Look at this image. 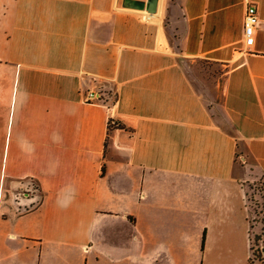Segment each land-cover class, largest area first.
<instances>
[{
    "label": "crops",
    "instance_id": "0c3cea01",
    "mask_svg": "<svg viewBox=\"0 0 264 264\" xmlns=\"http://www.w3.org/2000/svg\"><path fill=\"white\" fill-rule=\"evenodd\" d=\"M122 1L0 0V264H249L264 0Z\"/></svg>",
    "mask_w": 264,
    "mask_h": 264
},
{
    "label": "built area",
    "instance_id": "2783aa9c",
    "mask_svg": "<svg viewBox=\"0 0 264 264\" xmlns=\"http://www.w3.org/2000/svg\"><path fill=\"white\" fill-rule=\"evenodd\" d=\"M260 23L259 12L255 4L247 7L244 19L245 48H250L255 41L256 27ZM103 99L100 92L90 90L85 95V100L98 102ZM39 194V185L34 179H28L21 186L17 193V198H28L29 203L24 204V209L28 210L36 205V198ZM260 235V237H257ZM249 264H264V240L263 234H255L251 240V254Z\"/></svg>",
    "mask_w": 264,
    "mask_h": 264
},
{
    "label": "rangeland",
    "instance_id": "374dc122",
    "mask_svg": "<svg viewBox=\"0 0 264 264\" xmlns=\"http://www.w3.org/2000/svg\"><path fill=\"white\" fill-rule=\"evenodd\" d=\"M261 188L262 186L260 184H253V189H251L252 206L254 209V213L252 216L253 226H256L257 224H264V194L262 193V191H259L261 190ZM259 194H262L263 197H259ZM263 227L264 225L262 226V228Z\"/></svg>",
    "mask_w": 264,
    "mask_h": 264
},
{
    "label": "water",
    "instance_id": "95a60500",
    "mask_svg": "<svg viewBox=\"0 0 264 264\" xmlns=\"http://www.w3.org/2000/svg\"><path fill=\"white\" fill-rule=\"evenodd\" d=\"M160 0H123L122 6L125 8L146 11L149 14H156L159 11Z\"/></svg>",
    "mask_w": 264,
    "mask_h": 264
},
{
    "label": "trees",
    "instance_id": "16d2710c",
    "mask_svg": "<svg viewBox=\"0 0 264 264\" xmlns=\"http://www.w3.org/2000/svg\"><path fill=\"white\" fill-rule=\"evenodd\" d=\"M113 127H117V128H124V125H122L121 123H116L115 125L112 124V122L109 125V129H112ZM264 233V228L261 232V234ZM257 237H260V235H258Z\"/></svg>",
    "mask_w": 264,
    "mask_h": 264
}]
</instances>
